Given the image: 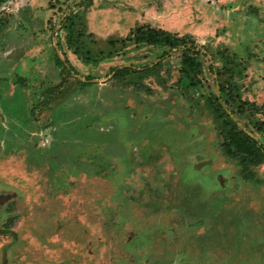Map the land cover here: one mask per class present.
<instances>
[{"label": "rangeland", "instance_id": "374dc122", "mask_svg": "<svg viewBox=\"0 0 264 264\" xmlns=\"http://www.w3.org/2000/svg\"><path fill=\"white\" fill-rule=\"evenodd\" d=\"M220 91L263 150L264 0L2 3L0 264H264V162L223 155Z\"/></svg>", "mask_w": 264, "mask_h": 264}, {"label": "trees", "instance_id": "16d2710c", "mask_svg": "<svg viewBox=\"0 0 264 264\" xmlns=\"http://www.w3.org/2000/svg\"><path fill=\"white\" fill-rule=\"evenodd\" d=\"M8 0H0V5ZM136 44H145L150 46H163L168 49H176L181 45L180 39L169 32L156 30L152 28L138 27L132 36ZM183 43V42H182ZM58 64L66 67V60L57 58ZM180 72L186 77L188 84L193 88H199L201 81V63L198 60V52L193 47L183 44L180 60ZM131 72L128 67H121L114 71L115 76L127 75ZM213 94L207 100L211 105L214 114V120L218 131V137L221 138L220 148L223 155L229 159L238 160L243 171L249 164H259L264 162V149L258 144V141L250 131L242 129L234 119V111H229L223 104L227 103L225 96Z\"/></svg>", "mask_w": 264, "mask_h": 264}, {"label": "flooded vegetation", "instance_id": "af4514ba", "mask_svg": "<svg viewBox=\"0 0 264 264\" xmlns=\"http://www.w3.org/2000/svg\"><path fill=\"white\" fill-rule=\"evenodd\" d=\"M1 198H2V197H0V205L3 204V203H5L6 201H4V200L7 199V198H5V199L2 200ZM1 202H2V203H1ZM7 219H8V218H7ZM6 224H7V222L4 223V225H6ZM8 226H9V225H6L7 228H8Z\"/></svg>", "mask_w": 264, "mask_h": 264}, {"label": "bare ground", "instance_id": "6f19581e", "mask_svg": "<svg viewBox=\"0 0 264 264\" xmlns=\"http://www.w3.org/2000/svg\"><path fill=\"white\" fill-rule=\"evenodd\" d=\"M4 187L6 188V186H3V188H4ZM2 200H3V199H2ZM1 203H2V202H1ZM1 210H2V209H1ZM1 212H2V211H1ZM1 214H2V213H1Z\"/></svg>", "mask_w": 264, "mask_h": 264}, {"label": "water", "instance_id": "95a60500", "mask_svg": "<svg viewBox=\"0 0 264 264\" xmlns=\"http://www.w3.org/2000/svg\"><path fill=\"white\" fill-rule=\"evenodd\" d=\"M1 199H4L3 197Z\"/></svg>", "mask_w": 264, "mask_h": 264}]
</instances>
